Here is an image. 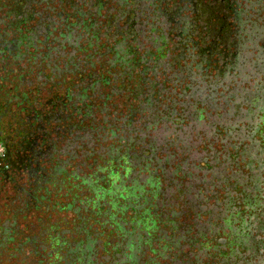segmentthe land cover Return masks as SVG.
Listing matches in <instances>:
<instances>
[{"label":"flooded vegetation","instance_id":"af4514ba","mask_svg":"<svg viewBox=\"0 0 264 264\" xmlns=\"http://www.w3.org/2000/svg\"><path fill=\"white\" fill-rule=\"evenodd\" d=\"M28 1L0 0V264H264V0H130L94 57Z\"/></svg>","mask_w":264,"mask_h":264},{"label":"trees","instance_id":"16d2710c","mask_svg":"<svg viewBox=\"0 0 264 264\" xmlns=\"http://www.w3.org/2000/svg\"><path fill=\"white\" fill-rule=\"evenodd\" d=\"M29 1L31 2V6L33 9H35L39 4L42 3L44 13L47 10L50 12L54 11V14L56 15L58 22H61L62 20V17L59 16L60 13H63L64 16H67L68 13L72 11V13L75 14V17L69 16L68 19L70 20L78 19V21L82 20L85 26V28L83 29L86 31V34H88V39L91 41V46L89 45V48L85 50L83 55L86 56L88 54H91L92 57L97 56L99 53L103 51V46H104V42L106 41V37L109 38V36L106 33L111 34V31H113L114 25L112 23L113 20H111L113 19V16L120 14L118 12L124 13L127 10V8H130V6L132 7V4H130L131 3L130 0H91V6L89 10H85L88 8V6L85 4L84 0H61L60 2H57V0H29ZM67 2L70 3V6L66 5ZM140 2H142V0ZM135 6H137L136 8L134 7L136 13L144 14V15L148 14V8H149L148 6L140 5V3L136 4ZM109 11L110 12L113 11L111 12V15L109 14ZM20 15H22L21 10L17 12V16ZM109 16L110 19L108 20ZM129 16L130 15H122V14L120 15V17H125V19L128 18ZM24 40L27 43H30L29 45H33V38L26 36L24 37ZM118 41H123V40L118 39L117 41H115V43ZM126 41H131V40L126 39ZM132 44H130L129 48H131V51L136 50L137 46L133 44L132 47ZM27 47H29V49L32 48L31 46L28 45ZM30 54L32 59L40 57L42 61L44 60L45 63L47 62V59L44 58V55L42 54L41 56L40 54H38L37 50L32 49V52ZM3 114L5 113L0 111V115L3 116Z\"/></svg>","mask_w":264,"mask_h":264}]
</instances>
